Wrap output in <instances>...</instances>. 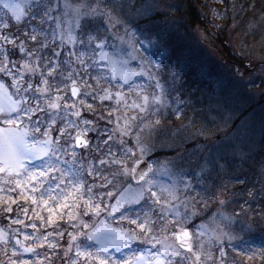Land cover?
Segmentation results:
<instances>
[{"label":"snow or ice","instance_id":"snow-or-ice-1","mask_svg":"<svg viewBox=\"0 0 264 264\" xmlns=\"http://www.w3.org/2000/svg\"><path fill=\"white\" fill-rule=\"evenodd\" d=\"M219 2L225 3L226 0ZM127 6L132 9L136 7L133 4ZM124 7L123 3L117 6L105 0H95L94 3L90 0H81L80 3L57 0L55 4L52 0H0V76L11 81L9 84L0 78L2 211H13L12 205L17 204V199L6 193L18 189V199L31 201L32 212L41 221V227L44 226V217L40 214L42 210L49 213V226L55 223L58 215H63L64 209H69L67 214L75 221L77 214L71 209L79 207L81 201L85 209L84 216L91 213L94 218H99L101 213L106 212L104 219H99L98 223L91 226L83 220L79 226L75 223L71 225L78 228V234L86 242H76L77 236L69 233L72 239L65 252V264H77L81 257L85 258L86 264L92 261L95 264H229L228 250L242 254L250 261L259 258L264 264V239L257 242L251 237L237 236L225 231L224 227L217 226L209 230L203 224L197 225L195 235L199 240L198 246L194 245L193 234L187 228L182 227L162 237L154 234L156 230L166 232L162 221L168 217L173 221L177 218L190 221L196 216L197 205H206L205 197L210 194L211 188L216 187L212 179L213 172L219 175L228 162L223 158H206L198 172L189 173L183 169L175 170L178 165L176 158L165 161L158 168L143 159L156 145L154 141L144 142L142 133L146 131L149 136L159 133L161 121L156 119L153 122L150 117L158 116L160 109L166 105V90L160 77L152 71L159 61L155 60L154 63L137 48L139 45L147 51L153 42L145 44L143 40H136V33L125 28L131 51L121 54L113 44V51L108 52L105 51L108 36L100 37L85 31L82 23L99 18L103 20L105 32H111L125 23L120 16ZM232 7L235 9L236 5ZM215 15L218 19L226 18L227 7L223 13L217 11ZM261 19L264 20V14ZM255 27V24L250 25L252 29ZM115 38L124 43L122 37ZM17 52L19 60L13 58ZM153 57L155 59V54ZM130 60L137 61L139 70L128 67ZM133 76H143L147 81L154 82L152 93L146 94L143 86L133 85ZM103 84L109 87H101ZM124 86L128 87L129 92H135L137 99L128 104L125 94L116 91L117 105L124 101L126 110H136L138 114L131 117L117 116V123L112 129L106 126L88 127L95 122L82 116L83 109L93 110L92 114L96 115L89 98L92 101L110 100L112 89H122ZM179 114L177 111V116ZM111 115V112L108 117L99 115L98 120L112 124ZM121 119L123 125L120 124ZM93 131L97 133L95 145L87 137ZM133 137L134 146L128 147ZM78 149L84 150L86 155L82 157ZM137 151L140 158H137ZM34 161H39V164ZM85 176L90 178V182H86ZM129 176L135 188L128 183L127 187L117 188L115 192L103 191L127 183ZM160 176H166L170 183L161 181ZM261 176L264 177V171ZM236 179L241 184L245 183ZM196 185L200 187L197 189ZM193 191H196L199 200L190 195ZM97 194L100 200L95 199ZM181 194L183 200L180 199ZM219 194L218 189L216 195ZM260 194L264 198V180H261ZM105 196L108 197V203L104 202ZM114 196L115 203H111ZM248 196L255 199L256 190L249 189ZM145 201L147 206L142 203ZM228 202L219 200L222 207ZM244 204L249 202L245 201ZM136 205L144 210L142 222L139 215L134 218L127 215L132 210L131 206ZM181 207L184 213L179 211ZM22 210L27 215L28 208ZM153 212L157 213L154 217L150 215ZM116 213H120L121 220L136 225L139 232L135 229L113 228L109 218ZM240 215V212L234 213L235 217ZM217 218L228 224L233 223V217L224 215L220 210L212 214L213 221ZM9 224L39 231L35 222L25 225L18 217L11 219ZM157 225L158 228L154 227ZM79 227L87 231H79ZM18 232L15 228L10 232L0 228V245L3 246L0 256L4 257L0 259V264H47L50 256L47 253L41 255L36 251V246H26L24 241H36L41 248L47 243L49 249H56V244L48 242V237L53 233L49 232L45 236H38L35 232L31 235L20 233L24 237L21 240L17 238ZM170 236L174 237V243L169 242ZM133 243L144 246L139 255L134 253L121 260L108 255L109 249L119 252L130 248ZM73 247L75 255L69 256ZM214 249L218 250V254ZM27 254L32 258L26 259ZM231 264L242 262L232 258Z\"/></svg>","mask_w":264,"mask_h":264},{"label":"rangeland","instance_id":"rangeland-1","mask_svg":"<svg viewBox=\"0 0 264 264\" xmlns=\"http://www.w3.org/2000/svg\"><path fill=\"white\" fill-rule=\"evenodd\" d=\"M56 2L57 0H52L53 4ZM72 2L80 3L81 0H72ZM90 2L94 3L95 0H90ZM105 2L117 6L122 3L125 5L123 11L120 13L121 19L125 23L111 32H105V25L102 19L85 20L82 22L85 31L98 34L100 37L107 35L108 41L105 51L112 52L111 45L115 44L117 51L123 54L131 51L127 44L130 38L125 34V28H127L128 31L136 33V40H143L145 44L148 41L153 42V46L147 51L140 48L139 45H137V48L148 59L154 60V63L155 60L159 61V64L153 67L152 71L160 77L161 84L166 90V105L160 109L158 116L150 117V120L153 122L156 119L161 121L159 133L152 136H149L146 131L142 133L144 142L154 141L156 145L143 159L154 163L158 168L165 161L176 158L178 165L175 170L179 171L183 169L189 173L198 172L206 158H223L228 162L219 175L213 172L212 179H214L216 187L211 188L210 194L205 197L210 202L207 201L206 205H197L196 216L192 217L190 221H185L181 218L173 221L171 217H168L162 221L166 232L156 230L154 234L162 237L165 234L176 232L182 227L191 226L193 229V231L191 230L193 243L198 246L199 240L196 239L195 235L196 226L203 224L209 230L220 226L224 227L225 231L233 232L237 236L243 235L245 238L251 237L257 242L260 239H264V214H262L264 213V198L260 194L261 180H264V177L261 176V172L264 171V50L260 46L259 41L249 47L247 38L248 34L256 32L259 40L264 39V20L261 19L262 14H264V0L260 6L257 5L256 0H226L225 3H220L219 0H201L202 6L198 7V12L204 18L202 23L205 25L191 23L188 18H177V7L179 8V5L169 0H141L140 3L143 2V4L140 6H137L138 0L137 2L135 0H105ZM129 4L135 5V9L128 7L127 5ZM233 4L236 5L235 9L232 7ZM241 5H243V8H241ZM226 7V18L218 19L215 13L217 11L223 13ZM155 14L163 15V18L157 22L158 27H162L161 31H157L153 29V26H149L143 29L145 30L143 34L141 31L137 33L132 28L133 22L145 20ZM252 24L256 25L254 29L250 28ZM149 34H152L151 37L155 35H159L160 37L161 34L173 35L178 45L175 61L179 63L180 67L189 65L195 67L198 70L197 78L201 79L204 85L200 86V89L196 86L192 89H187L183 85H178L175 81V67L171 68L165 76L163 72L160 73L158 69L163 64L164 57L170 56V52L167 49H162L157 40H146L145 38ZM143 35H145V38H143ZM115 36L122 37L124 43L122 44L121 40L116 39ZM221 44H224L227 48L224 50ZM31 46L32 44L29 41V47ZM94 46L95 41L93 42ZM50 50L49 48V52ZM153 54H155V59ZM13 58L19 60V53L17 52ZM63 58L61 57V59ZM128 67L133 70H139L136 60H130ZM0 78H3L6 83H11L8 78L2 76ZM38 80L39 78L37 77V82ZM131 82L133 85L143 86L146 94H151L153 91L152 85L154 82L147 81L143 76H133ZM68 83L70 84L71 82L69 81ZM92 83L95 82L93 81ZM256 85L259 86L257 87ZM101 87H109V85L103 84ZM112 91L113 96L110 100L92 101L89 98V102L93 103L94 111L97 112L96 115L87 116L85 111L87 110L86 112L89 114L93 110L83 109L82 116L95 122L88 125V127L103 128L106 126L112 129L117 123V116L124 117L127 115L131 117L138 114L136 110H126L123 106L124 101H121V104L117 105L115 98V92L122 91L125 94L126 102L131 104L134 99H137L135 92H129L127 86H124L122 89L113 88ZM186 103L188 104L187 109L184 106ZM177 111L180 113L179 116H177ZM109 112L112 113V124H106V120H98L99 115L108 117ZM72 119L76 118L72 117ZM123 122V119H121L120 124L123 125ZM81 127L84 126L81 125ZM73 135H75V132H73ZM96 135L97 133L93 131L89 132L87 137L90 140V138H94ZM117 138H119L118 133ZM125 139L127 140L128 138L125 137ZM134 139L135 137L129 142L128 147L134 146ZM90 143L95 145L96 141L90 140ZM78 151L82 157L86 155L83 152L84 150L78 149ZM136 155L137 158H140L138 151ZM33 163L39 164V161H34ZM169 166L171 167V165ZM129 167H131V161H129ZM236 178L245 181V183L241 184L237 182ZM159 179L164 183H170L166 176H160ZM128 183L132 184L130 176L127 178V183L123 185L118 184L115 188L110 187L103 191L115 192L117 188L122 189V187H127ZM225 185L227 186L226 190L224 188ZM133 187L135 188L136 185L133 184ZM195 187L198 189L200 185H196ZM218 189L220 194L217 196ZM249 189L256 190L257 196L255 199L248 196ZM6 195L17 199V204L12 205L13 209L16 208L14 207L16 205H20L19 209L21 210L26 207L28 208V215H30L33 205L31 201L26 202L24 199H18V189L12 193H6ZM190 195L196 196L197 200L200 199L196 191L191 192ZM95 199L100 200V196L97 194ZM180 199H184L183 194L180 195ZM220 199L229 202L222 207L219 204ZM245 201H248L249 204L245 205ZM81 202L79 207L71 209L77 214V219L72 224L75 223L79 226L80 221L83 220L91 226L98 223L99 219H104L107 216V213L104 212L101 213L99 218H94L91 213H89L88 217L85 216L87 219L79 217L78 209L83 211ZM104 202H109L107 196L104 197ZM110 202L115 203V196ZM142 203L147 206L146 201ZM241 205L244 206L242 207ZM131 207L132 210L128 211L127 215L133 218L139 215L142 222L144 210L139 205ZM64 210L66 211L65 216H67L69 209ZM218 210L222 211L226 216L233 217V223L228 224L219 218L213 221L211 219L212 214ZM179 211L184 213V208L181 207ZM1 212L0 228L9 232L12 228L18 229L17 238L24 240L23 235L20 233L31 235L35 232L38 236L47 235L42 230L46 228L44 227L46 226V222L41 227V221L36 219L33 212L31 216L35 220L25 219L23 213L22 217H18L14 212ZM235 212H240L241 215L235 217ZM40 214L47 218L49 215L46 210H42ZM156 214L155 212L150 213L153 217ZM7 216L8 218L6 219L5 217ZM17 217L23 220L25 225L35 222L39 231L25 228L23 225H10L9 221ZM109 223L113 228L135 229L139 232L136 225L130 224L128 220H121L120 213H116L114 217L109 218ZM79 231L87 230L79 227ZM60 233L63 235H58V238L66 237L69 233H72L77 236L76 242H86L84 237L78 234V228L72 227V229H68L66 226ZM71 239L72 237L68 236V238L62 241L64 252L62 258L56 264H65V252L69 247ZM48 242H51L50 237H48ZM169 242H175L173 236H170ZM24 243L26 246H36V251L43 255L41 251L45 249L46 243L42 248L37 246L38 242L36 241L29 240L24 241ZM225 244H227V240H225ZM2 247L0 245V248ZM47 250L51 249L48 248ZM143 250V245L133 243L130 248L121 249L119 252L115 249H109L108 255L121 260L128 258L134 253L139 255ZM214 252L218 254V250L214 249ZM73 253H75V247H73L69 256L75 255ZM47 254L51 259L53 258L52 253ZM233 255L236 256L234 259L238 262H241V260L237 257L244 256L237 253ZM229 257V264H231L233 256L230 254ZM3 258V256H0V259ZM25 258L31 259L32 257L30 254H27Z\"/></svg>","mask_w":264,"mask_h":264},{"label":"trees","instance_id":"trees-1","mask_svg":"<svg viewBox=\"0 0 264 264\" xmlns=\"http://www.w3.org/2000/svg\"><path fill=\"white\" fill-rule=\"evenodd\" d=\"M169 1L175 2L179 5V8L177 7V9H178L177 18H180V19L188 18V20L191 23L203 24L202 21L204 20V18L198 12V7L202 6L201 0H169ZM135 2H137V0H135ZM140 2H141V0H138L137 6H140L141 4H143V2L142 3H140ZM262 2H263V0H256L257 5H259V6L262 4ZM257 9H258V7H257ZM161 18H163V15L161 16L160 14H155L152 17H149L145 20H139L137 22H133L132 28L135 29L137 33H139L141 31V33H143V34L145 31L143 29L145 27H149V26H153V29H155L157 31H161L162 27H158V25H157V22ZM203 25H205V24H203ZM154 34H157V33H154ZM151 36H152V34H149V36H147V38H145V35H143V38H145L146 40H150V39L157 40L159 45L162 47V49H167L170 52L169 53L170 56L164 57L163 64L160 65V68L158 69L159 72L160 73L163 72V74L165 76V74H167L171 68L175 67V69H176V80L175 81L177 82L178 85H183L187 89H192V88H194V86H196L200 89V86H202L204 84H203V82H201V79L199 80L197 78L198 70L195 67H192L191 65L186 66V67L185 66L180 67L179 63H177L175 61V53L177 52V47H178L177 40L175 39V37L171 34H161L160 37H159V35H155L154 37H151ZM247 38H248L249 47L253 46L254 44L257 43V41H259L260 46L264 50V39L259 40L257 38L256 32L254 34H248ZM221 45H222L224 50L227 48V46H225L224 44H221ZM223 54H224V52H223ZM226 54H225V56L228 57V55H226ZM184 106L186 109L188 108L187 103ZM96 107L99 108L98 105H96ZM86 111H85V113L87 116L93 115L92 112L87 114ZM106 138L107 137H103V139H106ZM90 140L95 142L96 137L90 138ZM92 155H95V153H92ZM85 178H86V182H90V178H88L87 176H85ZM94 191H95V189H94ZM18 209H17V211L13 210V212L20 215L19 213H22V212ZM62 221L64 223H61L55 227L48 228V231L53 233V235L50 236V239H51L52 243L57 245V248L52 249L49 252V253H55V254H54L53 258L49 262H47V264H50V263L56 264V262L62 258V254L64 252L63 247H62L63 246L62 241L65 238H68V236L70 237L69 234L66 237H62V238L57 237L58 236L57 233H60V231H62V229H64V227L67 226L68 229H72V227H71L72 220L63 219ZM80 243L84 244L85 242L81 241ZM41 252L44 254L43 251H41ZM45 253H47V252H45ZM73 254H75V253H73ZM230 254L233 256V258L236 257L233 255L235 253L229 250L228 255H230ZM71 256H74V255H71ZM237 258L241 260L242 264H261V260L258 258L255 261L247 260V258L244 256L243 257H237ZM77 264H86L85 258H83V257L78 258ZM91 264H95V263L91 262Z\"/></svg>","mask_w":264,"mask_h":264},{"label":"water","instance_id":"water-1","mask_svg":"<svg viewBox=\"0 0 264 264\" xmlns=\"http://www.w3.org/2000/svg\"><path fill=\"white\" fill-rule=\"evenodd\" d=\"M133 182V181H132ZM134 183V182H133ZM135 184V183H134Z\"/></svg>","mask_w":264,"mask_h":264}]
</instances>
